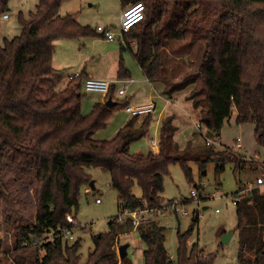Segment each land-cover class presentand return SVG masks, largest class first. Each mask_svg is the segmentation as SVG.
Returning <instances> with one entry per match:
<instances>
[{
    "label": "trees",
    "instance_id": "1",
    "mask_svg": "<svg viewBox=\"0 0 264 264\" xmlns=\"http://www.w3.org/2000/svg\"><path fill=\"white\" fill-rule=\"evenodd\" d=\"M63 1L38 0L28 19L20 16V35L5 39L0 45V166L2 158H10L12 153L17 176H35L34 222L24 224V216L15 205L16 196L4 188L1 172L0 199L5 203L6 220L14 215L15 249L26 247L28 240L37 243L52 231L53 240L42 243L46 252L36 264H80L79 240L68 242L62 230L74 227L66 216L77 209L80 186L90 181L89 167H100L110 174L111 184L119 193L121 212L147 207L154 208L157 214L169 209V205H162L161 193L171 164L179 163L186 177L192 178L185 158L175 153L178 146L173 141L175 128L171 118L162 121L157 153L130 152V144L143 138L150 129L152 112L145 114L139 123L140 115H131L114 137L100 139L95 133L106 126L114 109L124 110L131 103V96L123 95L122 101H116V84L112 82L104 101L95 102L91 111L84 114L80 100L86 77L82 74L73 77L70 82L75 83V88L57 90L63 78L52 67L54 39L101 34L79 23L72 14H60ZM119 1L122 7L141 2L146 8L144 18L122 34L121 42L122 48L132 53L144 77L157 86L162 84L163 46L167 42L204 40L206 49L196 71L199 90L189 96L194 106L203 110L201 123L219 136L235 111V123L251 122L256 141L264 151V0ZM8 2L0 0L2 18ZM123 61L121 54L118 76L126 79L130 72ZM179 85L162 89V94L171 98L174 91L181 89ZM194 94L201 96L195 98ZM108 97L116 101L114 106L105 104ZM27 137L29 145L25 146ZM209 146L208 157L199 162L201 169L216 154L217 164L234 160L241 167L247 164L257 167L260 163L264 168V154L256 162L246 151L240 152L250 159H243L235 151L226 155L223 150L220 154ZM21 157L23 163L18 166ZM135 185L141 189L140 196L133 193ZM242 190L234 193V198L239 197L238 260L240 264H264V189L253 187L243 193ZM124 222L138 233L144 245L143 264H213V255H206L195 243L188 245L193 223L187 232L177 233L173 260L165 247V229L154 219L140 223L135 229L130 218ZM109 229L106 234L94 236V249L86 264H117L111 246L124 231L117 218L109 222ZM127 258L128 253L119 264H132Z\"/></svg>",
    "mask_w": 264,
    "mask_h": 264
},
{
    "label": "rangeland",
    "instance_id": "2",
    "mask_svg": "<svg viewBox=\"0 0 264 264\" xmlns=\"http://www.w3.org/2000/svg\"><path fill=\"white\" fill-rule=\"evenodd\" d=\"M38 0H9L6 13L7 18L0 17V45L3 46L5 39H12L21 33L20 16L29 18L30 13L35 10ZM102 2L103 11L99 13L96 5ZM172 2H169L170 7ZM118 0H64L59 8L62 15L72 14L82 25L88 24L95 29L99 23L107 27L114 33L113 40H105L101 36L97 37H77V38H55L54 52L52 55V67L55 73L62 75V80L57 85V90H63L67 86L75 88V83L70 82L75 76V72L85 71L90 77L101 80L116 81V89L121 87L117 83L116 74L118 73V48L122 36L119 34L118 16L120 11ZM120 17V16H119ZM120 20V19H119ZM158 21V19H156ZM162 22V18L160 19ZM155 21L154 23H156ZM133 41H131L132 43ZM133 44V43H132ZM134 47V46H133ZM165 65L162 73V84L158 85V90H166L172 85H179L181 89L172 93V102L163 108L162 120H157L156 126L162 125L164 118L172 119L171 124L175 128L174 140L178 148L175 153L181 154L187 165L191 169V180L188 179L179 163L169 166V173L164 177V191L162 205H169L170 202H179L178 209L186 213L181 214L162 209L157 214L150 217L165 229V247L173 258H176L177 233L187 232L193 223V230L190 233L188 245L195 243L206 255H213V264H240L238 254L240 249V229L237 226V207L233 202L234 193L250 190L256 185V179L264 173V168L258 163L247 164L245 167L237 165V161H225L223 164L216 162L219 155H212L210 160L204 162L205 166L201 169L200 160L208 157L206 149L207 143L213 150L220 154H228L230 151L237 152L235 147L236 139L241 138L242 152L246 151L256 162L263 157L264 151L256 141L253 124L246 122L243 124L235 123V111L227 120L220 135L216 136L209 131L202 123L203 110L200 106H194L189 98L191 92L199 90L198 76L196 71L203 58L206 49V42L198 40L188 42L185 40H172L163 46ZM125 66L131 71V77L139 83L131 85L126 95L136 90L143 78L139 66L136 65L132 56L128 52H123ZM70 78V79H69ZM155 84V83H154ZM155 86V85H154ZM157 86V85H156ZM178 86V87H179ZM177 87V86H176ZM192 88H194L192 90ZM161 94V93H160ZM194 94L193 97H200ZM168 97V96H167ZM104 98L94 92L81 90V112L87 114L91 111L93 104ZM152 98V97H151ZM124 96L115 94L116 101H122ZM153 99V98H152ZM114 100V99H113ZM202 106V97L200 98ZM137 102V101H136ZM139 102V101H138ZM162 103V102H161ZM159 104L161 108L162 104ZM158 105V103H157ZM158 110V109H157ZM153 122L157 114L152 115ZM128 115L122 109L117 108L111 115L106 126L95 133V137L110 139L124 124ZM142 120V117H139ZM201 123V127L199 124ZM159 135L153 134V128L147 134L130 144V151H143L151 144V138ZM209 138L211 142H207ZM29 137L26 138L24 145H29ZM241 153L240 151L237 154ZM223 156V155H222ZM23 157L18 162L22 165ZM17 167L12 165V153L10 158H2L0 166L1 180L4 188L16 196L15 205L25 219L24 224L31 225L35 219V176L20 174L17 176ZM87 172L90 181L80 186L78 195V206L70 215L77 221L71 230L72 239L79 240L80 264H86L88 255L94 249V236L100 233L106 234L109 229V222L117 218L121 223L124 232H120L117 239L111 246L115 251L117 264L121 262L119 258L118 245L129 243L128 258L132 264H143L144 245L135 230H130L131 226L127 216L123 215L119 208V193L111 184V176L100 167H89ZM264 189V188H263ZM193 192L197 196L193 197ZM133 193L141 195V189L135 185ZM99 199V202H96ZM14 205V206H15ZM5 203L0 199V261L2 264H36L45 255V248L42 243L53 240L52 231L46 233L45 237L37 242L27 241V246L19 250L16 248V234L12 220H6L4 212ZM198 216V220L195 217ZM121 219V220H120ZM123 219V220H122ZM124 222V223H123ZM230 234L227 241L224 235ZM66 239L65 236H63Z\"/></svg>",
    "mask_w": 264,
    "mask_h": 264
},
{
    "label": "built area",
    "instance_id": "3",
    "mask_svg": "<svg viewBox=\"0 0 264 264\" xmlns=\"http://www.w3.org/2000/svg\"><path fill=\"white\" fill-rule=\"evenodd\" d=\"M145 5L141 2H135L126 5L122 8L120 12V23H119V34L122 36L124 32H127L132 28L134 25H136L138 22L141 21L142 18L145 16ZM8 14L5 13L3 15V18H7ZM138 21V22H137ZM137 22V23H135ZM133 23H135L133 25ZM96 30L102 34V36L107 40H113L114 39V33L111 32L108 28L103 27L102 25H98L96 27ZM82 73H79L78 71L75 72V76H80ZM135 81L134 78H127V79H120L119 82L122 84L121 87L117 89V95L123 96L127 94V91L130 87V85ZM113 81L110 80H101V79H95L91 77H86L83 80V88L87 92H94L100 94L103 98L107 95L110 85ZM155 101L150 98L147 101H139V102H131L125 107V111L133 114L138 115H145L150 112L155 111ZM207 142H211L209 138H206ZM235 147H237V152L241 151L243 147L241 146V138H237L235 142ZM151 148L153 151L158 152L159 149V142L156 137L151 138ZM238 155H241L243 159H250L247 157L244 153H239ZM254 187H259L260 189L264 188V173L256 179V185ZM249 190V189H248ZM246 190V192L248 191ZM197 196L195 192H193V197ZM239 201L238 198H234L233 202L236 204ZM96 202H99V199H96ZM143 204H145L143 202ZM179 202L173 201L169 203V209L171 211L179 212L181 214H185L186 212L184 210L178 209ZM157 211H155L154 208H147L141 210H129L125 209L122 211V214L127 216V218L131 219V223L133 225V228L135 229L140 223L148 221L150 217L154 216ZM66 219L68 222L72 224H76L77 221L74 217L71 215H67ZM121 220V219H120ZM123 220V219H122ZM63 236H65L68 239H72L73 235L71 234L70 229H63ZM117 244V243H116ZM119 246V245H118ZM117 246V247H118Z\"/></svg>",
    "mask_w": 264,
    "mask_h": 264
},
{
    "label": "crops",
    "instance_id": "4",
    "mask_svg": "<svg viewBox=\"0 0 264 264\" xmlns=\"http://www.w3.org/2000/svg\"><path fill=\"white\" fill-rule=\"evenodd\" d=\"M119 1V0H118ZM119 4H120V11H119V16H120V12H121V10H122V5H121V3H120V1H119ZM103 3L101 2L100 4H99V2H98V4L96 5V9L95 10H97L99 13H101L102 11H103ZM118 16V22L120 21L119 19H120V17ZM120 23V22H119ZM85 25H88V24H85ZM98 25H101V24H99V23H97L96 24V27L98 26ZM90 26V25H89ZM118 26H119V24H118ZM96 27H95V31H97L96 30ZM93 28V27H92ZM107 28V27H106ZM98 32V31H97ZM97 36H101L103 39H105L101 34H99V35H95V37H97ZM85 37H94V36H85ZM105 40H107V39H105ZM107 41H109V40H107ZM121 42H123V39H122V41H120L119 42V44H120V46H119V48H118V64H119V60H120V55L122 54L123 55V52H128V53H130V55L132 56V53L131 52H129V50L127 51V49H123L122 47H123V44L121 43ZM132 58H133V56H132ZM133 60L135 61V59L133 58ZM123 63H124V66H125V62L123 61ZM135 63H136V61H135ZM136 65L137 66H139L137 63H136ZM139 68H140V66H139ZM125 69H127L129 72H130V77H128V78H132L131 77V71H130V69L128 68V67H126L125 66ZM141 69V68H140ZM141 72H142V69H141ZM143 74V73H142ZM82 77H90L88 74H86L85 73V71H83L82 72ZM116 79H113V80H118V82L117 83H120L119 82V80L121 79V78H119V76H118V73L116 74ZM92 78V77H91ZM70 79V78H69ZM127 79V78H126ZM71 80V79H70ZM135 83H139V81L138 80H135L131 85H134ZM115 84H116V81H115ZM130 85V86H131ZM155 85V86H154ZM130 88V87H129ZM129 90V89H128ZM87 92V91H86ZM161 93V94H160ZM163 92L162 91H160V90H158V86H156V84H154V83H152L151 81H149L148 79H146L145 77H144V75H143V78L140 80V84H139V86H138V88L136 89V90H134V91H132L131 93H129V95L131 96V102H138V101H147L148 99H150L151 97L153 98V100L155 101V104H156V107H155V111L153 112V113H156L157 114V118L155 119V123L154 124H151V126H150V129L151 128H153V134L154 135H159V132H160V129H159V126H156L155 127V125H156V122H157V120H162V117H163V108H164V106L165 105H168V104H170L171 102H172V98H168L166 95H164V94H162ZM99 101H103L102 100V98L99 100ZM162 102V103H161ZM157 103H158V105H157ZM162 104V106H161V108H159L158 106H159V104ZM158 109V110H157ZM116 109H114L113 110V112L115 111ZM125 114H127L128 115V118L127 119H125V121H124V124L126 123V121L131 117V114L130 113H128V112H126L125 110H122ZM141 117H143L144 115H140ZM139 116V117H140ZM141 120L140 119H138V123L140 122ZM123 124V125H124ZM122 125V126H123ZM98 138H100V137H98ZM100 139H102V138H100ZM159 140V139H158ZM173 141H175V140H173ZM159 142V141H158ZM152 151L153 153H157L156 151L154 152L153 151V149L151 148V144H149V147H145V149L143 150V151H135V152H142V153H147V152H149V151ZM158 151H159V149H158ZM130 152H134V151H130ZM136 195V194H135ZM136 196H140V195H136ZM123 243V242H122Z\"/></svg>",
    "mask_w": 264,
    "mask_h": 264
},
{
    "label": "water",
    "instance_id": "5",
    "mask_svg": "<svg viewBox=\"0 0 264 264\" xmlns=\"http://www.w3.org/2000/svg\"><path fill=\"white\" fill-rule=\"evenodd\" d=\"M105 104L108 106V107H112L116 104V101L112 99V97H108L107 100L105 101ZM90 186L93 187V182L90 181ZM228 236H230V234H226L224 235V239L227 241L228 239ZM128 247H129V243H121L119 246H118V251H119V258L122 259L124 258L127 253H128Z\"/></svg>",
    "mask_w": 264,
    "mask_h": 264
},
{
    "label": "bare ground",
    "instance_id": "6",
    "mask_svg": "<svg viewBox=\"0 0 264 264\" xmlns=\"http://www.w3.org/2000/svg\"><path fill=\"white\" fill-rule=\"evenodd\" d=\"M142 19H143V18H142ZM142 19H141V20H142ZM137 22H138V21H137ZM137 22H135V23H137ZM135 23H133V25H134Z\"/></svg>",
    "mask_w": 264,
    "mask_h": 264
}]
</instances>
